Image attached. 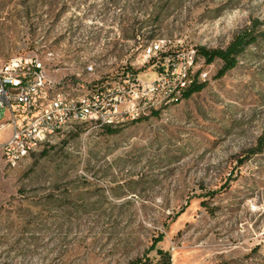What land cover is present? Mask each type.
Masks as SVG:
<instances>
[{"label": "rangeland", "instance_id": "rangeland-1", "mask_svg": "<svg viewBox=\"0 0 264 264\" xmlns=\"http://www.w3.org/2000/svg\"><path fill=\"white\" fill-rule=\"evenodd\" d=\"M246 29L234 70L201 61L200 93L116 134L77 125L9 170L0 127V264H264V0H0V68L38 59L76 95L152 80L159 41L226 49Z\"/></svg>", "mask_w": 264, "mask_h": 264}, {"label": "built area", "instance_id": "built-area-1", "mask_svg": "<svg viewBox=\"0 0 264 264\" xmlns=\"http://www.w3.org/2000/svg\"><path fill=\"white\" fill-rule=\"evenodd\" d=\"M166 47L165 41L154 43L149 57H145L147 61L156 60L159 73L152 80L127 74L121 88L106 82L82 95L66 91L63 84L50 78L40 60L11 59L0 68V110L6 115L0 127L10 129L9 138L1 145L5 167L16 170L44 148L50 141V128H58V134L84 123L104 128L121 116L149 109L159 111L160 104H148V97L156 96L157 87L171 89L172 83H179V75H186V83L194 77L190 63L195 62L196 50L174 53ZM161 54H167L163 60ZM203 76L201 72L200 79Z\"/></svg>", "mask_w": 264, "mask_h": 264}, {"label": "trees", "instance_id": "trees-1", "mask_svg": "<svg viewBox=\"0 0 264 264\" xmlns=\"http://www.w3.org/2000/svg\"><path fill=\"white\" fill-rule=\"evenodd\" d=\"M258 37L250 31V29H246L238 34L234 40L230 43V45L226 49H214L209 50L205 47H199L196 49V57L195 64L201 63V61L205 65H212L216 61H220L222 63V67L218 72V77L222 78L230 71L234 70L239 63V57L245 52V50L256 43ZM167 54H161L160 59H164ZM155 59H152L151 62L155 63ZM201 70L197 71L193 77V81L189 88L185 89L182 92L181 98H179L177 103L182 102L183 100H188L193 97L195 94L200 93L205 87L206 83L202 82L200 79ZM133 76H137L136 72L132 73ZM159 111H154L153 115H159ZM145 118H141L138 120L130 121L122 124L124 126L129 123H137ZM120 127V126H119ZM105 132L109 135L116 134L118 132L117 128L112 127H104ZM260 149L264 147V137L259 140ZM45 151L43 152V154ZM161 237L156 239L154 245L152 246V250L155 249L156 245L161 241ZM157 254L160 257V260L157 262H153L150 259H140L137 261V264H171V254L169 252H165L163 250H157Z\"/></svg>", "mask_w": 264, "mask_h": 264}, {"label": "bare ground", "instance_id": "bare-ground-1", "mask_svg": "<svg viewBox=\"0 0 264 264\" xmlns=\"http://www.w3.org/2000/svg\"><path fill=\"white\" fill-rule=\"evenodd\" d=\"M151 49L152 45L147 49L145 55L146 57H149V51H151ZM197 67H199V65L195 64V62L190 63V71L192 72V75H195L197 72V70H195ZM179 83H186V75H179ZM179 83H172L171 89L168 90L167 87H157L156 96L148 97V104H150V106H157L160 104V108H163L168 106L170 103L178 102L179 98H181L182 92L189 88L192 82L186 84ZM154 111H158V109H149L146 113L136 112L135 114H130L129 116H121L119 117V121H113L109 124V127L116 128L124 123L148 117L150 114H153ZM56 134H58V128H50L49 140Z\"/></svg>", "mask_w": 264, "mask_h": 264}]
</instances>
